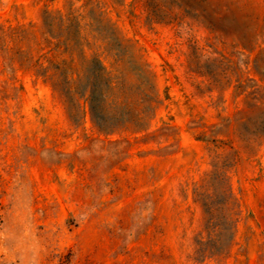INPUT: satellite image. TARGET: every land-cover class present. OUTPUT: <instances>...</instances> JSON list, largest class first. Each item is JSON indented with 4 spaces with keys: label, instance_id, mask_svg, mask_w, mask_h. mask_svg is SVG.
I'll use <instances>...</instances> for the list:
<instances>
[{
    "label": "rangeland",
    "instance_id": "obj_1",
    "mask_svg": "<svg viewBox=\"0 0 264 264\" xmlns=\"http://www.w3.org/2000/svg\"><path fill=\"white\" fill-rule=\"evenodd\" d=\"M0 264H264V0H0Z\"/></svg>",
    "mask_w": 264,
    "mask_h": 264
}]
</instances>
